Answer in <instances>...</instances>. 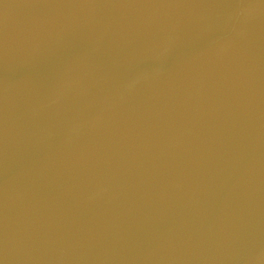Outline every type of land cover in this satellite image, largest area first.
<instances>
[{
    "label": "water",
    "instance_id": "1",
    "mask_svg": "<svg viewBox=\"0 0 264 264\" xmlns=\"http://www.w3.org/2000/svg\"><path fill=\"white\" fill-rule=\"evenodd\" d=\"M0 264H264V0H0Z\"/></svg>",
    "mask_w": 264,
    "mask_h": 264
}]
</instances>
